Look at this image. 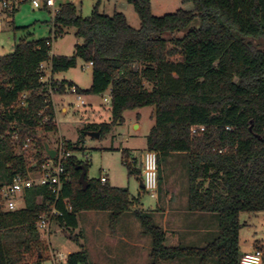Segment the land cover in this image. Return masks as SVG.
Masks as SVG:
<instances>
[{
  "label": "trees",
  "instance_id": "trees-1",
  "mask_svg": "<svg viewBox=\"0 0 264 264\" xmlns=\"http://www.w3.org/2000/svg\"><path fill=\"white\" fill-rule=\"evenodd\" d=\"M125 1L138 15V28L122 12L107 15L95 8L81 16L65 2L50 22L54 37L74 30L80 42L72 55L50 54L49 36L22 37L10 53L0 55V184L36 170L25 159L27 138L35 149L34 163L45 158L37 129L55 128L48 87L62 92L66 83L68 88L75 85L53 78L43 82L41 64L49 61L54 73L74 67L78 58L92 62L90 88L76 89L80 94L110 89V120L87 124L82 136L97 131L102 137L123 123L125 110L153 107L146 149L157 153L158 166L163 157L186 154L187 208L217 216V236L204 246L167 245L162 227L143 210H132L151 236L147 264H171L181 257H194L197 264H239L240 214L264 211V49L257 42L264 40V0H181L192 7L162 16L152 14L150 0ZM195 19L197 25L190 28ZM184 29L182 37L174 35ZM193 125L205 129L191 134ZM65 142L72 151L78 149ZM126 153L122 150L128 174L139 175L141 168L132 165L136 158L129 160ZM80 164L87 170L74 154L65 162L69 180L58 197L49 186L35 185L26 189L17 210L0 206V264H39L50 257L37 221L53 207L60 214L52 220L76 240L71 232L82 211L108 212L114 228L132 209L135 199L127 188L98 178L87 179L82 189ZM5 239H12L19 250L8 251ZM65 263L98 264L85 248L67 254Z\"/></svg>",
  "mask_w": 264,
  "mask_h": 264
},
{
  "label": "rangeland",
  "instance_id": "rangeland-1",
  "mask_svg": "<svg viewBox=\"0 0 264 264\" xmlns=\"http://www.w3.org/2000/svg\"><path fill=\"white\" fill-rule=\"evenodd\" d=\"M70 2L81 16H88L96 8L99 12L112 15L114 12H122L128 23L134 27H139V18L132 4L125 0H55V7L59 4ZM151 12L155 16H162L171 13L179 8L189 9L191 3H182L181 0H150ZM0 12V54L10 53L13 45L20 37L28 38V31L33 33V37H51L50 54L72 55L74 46L78 38L74 35V30L54 37L53 27L51 28L52 10L42 4L35 8L29 0L19 4L12 13ZM198 20L195 19L190 28L196 26ZM52 30V33L50 32ZM188 29V28H187ZM186 29L174 32L176 36L182 37ZM169 35V34H168ZM30 38H32L30 36ZM261 48L264 49V40H257ZM41 73L46 78L51 72L50 62L41 64ZM52 73V72H51ZM92 68L88 63L80 58L76 65L64 71L54 72V78L58 81H72L80 89L90 88ZM56 80V79H54ZM146 87L150 85L146 83ZM84 105H78L76 95L70 93L68 85L64 86V91H55L52 101L54 106L55 128L44 131L42 127L37 129V133L47 139L50 146H54L57 141H70L78 146L73 150V154L78 160L88 165L86 178L98 179L101 173L109 177L108 183L112 186L127 188L135 201L131 210L123 214L119 223L111 228L109 225V213L106 211H82L78 215V226L71 234L77 236L70 238L69 233L56 224L54 220L47 231L39 230L40 237L45 238L49 253L76 252L85 248L91 262L98 264H147L149 263V250L151 248V236L143 232L142 227L132 210H143L149 215L153 222L161 227L165 201L169 197L171 204L178 203L180 212L184 210L185 199L188 197V158L184 153L172 154L161 158L159 165V185L157 197L152 198L144 189L139 186L134 174H128L126 166L122 163V149L135 150L136 160L132 163L135 167L141 168L143 151L146 146V135L154 124L151 116V106H143L136 109H128L123 112L124 121L112 127V129L102 137H93L87 133L82 136L81 130L89 123L108 122L110 120V89L100 94L90 92L82 93ZM62 107L66 111H62ZM134 124L139 128L135 129ZM35 149L30 148L25 153L28 163L35 160L33 155ZM18 152V151H17ZM130 160V158L128 157ZM216 216V215H215ZM250 217V219H248ZM216 222H217V216ZM252 214L242 212L240 220L243 223L239 231V246L241 251L245 250L246 242L254 230L264 233V214L262 212ZM245 223L252 226L249 230ZM218 224V222H217ZM97 225V227H95ZM216 232V236H217ZM123 235L129 240L137 241L141 247H132L127 243L118 240L115 235ZM215 236V235H214ZM211 236V240L214 238ZM264 238V235L260 236ZM8 251L16 252L19 248L12 239L4 240ZM103 244L105 252H102ZM165 244L167 242L165 241ZM176 262V263H175ZM216 261L211 260L210 264ZM197 264L194 257H181L171 264ZM35 264V263H28ZM39 264H66L65 260H58L56 263L50 257L41 259Z\"/></svg>",
  "mask_w": 264,
  "mask_h": 264
},
{
  "label": "built area",
  "instance_id": "built-area-1",
  "mask_svg": "<svg viewBox=\"0 0 264 264\" xmlns=\"http://www.w3.org/2000/svg\"><path fill=\"white\" fill-rule=\"evenodd\" d=\"M26 0H0V12H7L9 14L16 10L20 3ZM33 7L37 8L41 4L47 8H51L52 17L57 13L58 7H55V0H29ZM88 66H92V62H87ZM42 81L49 83L50 78H44L42 76ZM69 91L76 95L78 99V105L84 104L81 94L77 91L76 86L72 85L69 88ZM48 93L50 95L49 101L53 105L52 96L54 91L48 87ZM25 95H22V100L20 104H24ZM47 120V117L43 118V122ZM228 128V127H226ZM205 129L204 125H193L190 127V133L196 134ZM25 153L29 152L30 148L33 147L30 143V139L27 138L24 143ZM55 149L54 157L44 158L38 165L34 163L33 160H30L28 164H34L36 170L30 171L27 170L25 175L17 174L13 176L11 181L3 182L0 184V206L6 211L17 210L22 202L24 193L26 189L33 187L35 185H47L52 191L56 193V197L61 192L64 182L69 180L68 173L65 170V162L68 158L73 155V151L66 146L64 140H59L54 146ZM219 150V152H221ZM159 166L157 153L153 150H144L141 162V172L140 177L142 179L143 188L152 198L157 197V190L159 185ZM101 182H106L107 177L105 175L99 176ZM55 214H60L59 211L53 207L48 215L42 216L37 221L38 229L42 231H47L52 217ZM264 256V250L262 248H255L251 252H245L241 255L239 259V264H261ZM50 258L54 263L58 260H66L67 254L65 253H54L50 254Z\"/></svg>",
  "mask_w": 264,
  "mask_h": 264
},
{
  "label": "crops",
  "instance_id": "crops-1",
  "mask_svg": "<svg viewBox=\"0 0 264 264\" xmlns=\"http://www.w3.org/2000/svg\"><path fill=\"white\" fill-rule=\"evenodd\" d=\"M28 35L29 37L31 36L32 39H37L36 37H33V33L30 31H28ZM21 38L22 37H20V39ZM19 40L15 42L14 45L18 43ZM79 42L80 41L77 40L76 43H79ZM46 78H50V79L53 78V79L59 80V78H54L53 73L51 72H49ZM91 82H92V74H91ZM75 86L78 87V85H75ZM62 111H66V108L62 107ZM134 128L138 129L139 125L134 124ZM144 150H146V146L144 149H142L143 152ZM135 152L136 151L133 149L131 151L127 150V153H126L127 157L129 158L135 157ZM101 175H105L107 177V182L109 181V177L106 174L101 173L100 176ZM138 176H140V174L135 175L136 180H138L137 178ZM187 200H188V197L185 199L186 203L184 206V210H182L181 212H180L178 203L171 204L172 202L169 200V197L165 201L166 205L164 206V208H162L163 215L161 218V227L163 231L165 232V241L167 242V245L204 246L205 244L212 241L216 237V232H218V224L216 222L215 214L210 213V212H201L198 210H189L187 208ZM262 213L264 214V211H262ZM251 214L253 215V218H255V213H251ZM253 218H251V220ZM248 219H250V217ZM245 224L248 225L247 226L248 230L252 228V226H249L250 223H245ZM95 227H97V225ZM97 229H100V228L97 227ZM262 235H264V233L263 234L261 232L258 233L256 230H254L250 237V240L246 242L247 245H246L245 250L241 252L242 253L251 252L255 248H262L264 250V238L260 237ZM211 236H214L212 240L210 239ZM115 237L118 240H121L132 247H141V244L139 242L129 240L128 237H125L121 234L120 236L116 234ZM100 248L102 252H105V248L103 244L101 245ZM171 263H174V261Z\"/></svg>",
  "mask_w": 264,
  "mask_h": 264
},
{
  "label": "water",
  "instance_id": "water-1",
  "mask_svg": "<svg viewBox=\"0 0 264 264\" xmlns=\"http://www.w3.org/2000/svg\"><path fill=\"white\" fill-rule=\"evenodd\" d=\"M87 134L90 136L96 137V138L99 137V133L97 131H89V132H87ZM42 144H43V148H44V152H45V158L54 157L55 149L50 146L49 142L47 141V139L45 137L42 138ZM77 168H79L81 170L79 177H78V181L81 184L82 189H85L88 186V180L86 178L87 170L83 164L78 165ZM137 178H138L140 187L143 188L141 177L138 176Z\"/></svg>",
  "mask_w": 264,
  "mask_h": 264
}]
</instances>
